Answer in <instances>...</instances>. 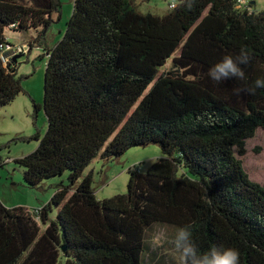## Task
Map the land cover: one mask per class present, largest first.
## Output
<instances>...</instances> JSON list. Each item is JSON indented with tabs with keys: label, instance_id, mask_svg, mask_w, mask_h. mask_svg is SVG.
<instances>
[{
	"label": "trees",
	"instance_id": "obj_1",
	"mask_svg": "<svg viewBox=\"0 0 264 264\" xmlns=\"http://www.w3.org/2000/svg\"><path fill=\"white\" fill-rule=\"evenodd\" d=\"M60 12V0H0V108L25 93L18 61L2 60L6 33L44 37ZM241 49L251 54L243 80L208 76ZM46 57L47 130L15 163L29 187L65 172L69 184L33 212L0 201V264H152L147 231L189 223L202 251L231 247L240 264H264V188L237 157L264 130V88L255 86L264 79V11L178 0L159 16L135 0H74ZM148 146L164 158L146 173L131 168L127 194L98 200L92 176L81 180L94 160Z\"/></svg>",
	"mask_w": 264,
	"mask_h": 264
},
{
	"label": "rangeland",
	"instance_id": "obj_2",
	"mask_svg": "<svg viewBox=\"0 0 264 264\" xmlns=\"http://www.w3.org/2000/svg\"><path fill=\"white\" fill-rule=\"evenodd\" d=\"M60 18L55 16L44 37L35 31L16 33L8 31L6 36L11 44H23V54L18 59V75L22 78L24 94L18 96L11 105L0 108V201L8 208H25L30 212L41 209L52 199L56 187L68 185L69 173L46 179L36 187H29L23 179L24 169L15 163L33 153L39 143L34 137L44 136L47 130V118L42 108L44 101V80L46 71V52L61 41L65 34L73 10L74 0H60ZM137 9L143 14L165 15L171 11V4L178 0H135ZM241 11H264V0H240ZM28 42V43H26ZM32 44V51L28 44ZM27 45V46H25ZM10 63L19 55L8 53ZM170 65V63H169ZM247 154L242 158L243 172L250 182L264 188V130H258L256 136L246 143ZM164 158L159 146L134 148L124 156L104 161L101 158L86 169L81 180L91 175L93 189L98 200H105L128 192L129 170L138 169L146 173L149 168ZM80 180V181H81ZM57 210L52 209L50 218L56 219ZM37 222L43 227L39 219ZM176 228L157 224L146 234L148 252L145 256L152 264H179L178 256L171 243Z\"/></svg>",
	"mask_w": 264,
	"mask_h": 264
},
{
	"label": "clouds",
	"instance_id": "obj_3",
	"mask_svg": "<svg viewBox=\"0 0 264 264\" xmlns=\"http://www.w3.org/2000/svg\"><path fill=\"white\" fill-rule=\"evenodd\" d=\"M251 59L248 50L241 49L236 56L225 55L215 63L208 76L216 82H225L235 78L243 80L245 72L242 65H247ZM257 88H264V79L255 81ZM237 91H240L237 89ZM178 256L179 264H240V252L235 248H223L215 245L202 251L193 238V224L177 227L171 241Z\"/></svg>",
	"mask_w": 264,
	"mask_h": 264
},
{
	"label": "built area",
	"instance_id": "obj_4",
	"mask_svg": "<svg viewBox=\"0 0 264 264\" xmlns=\"http://www.w3.org/2000/svg\"><path fill=\"white\" fill-rule=\"evenodd\" d=\"M240 0H238L239 3ZM176 7V4L173 3L171 4V9H174ZM29 45V44H28ZM23 46L24 45H13V44H7L5 46H2V50H3V56H2V60L4 62L5 65H7L10 62V56L8 55V53L10 51L13 52V54L19 55V54H23ZM27 46V45H25ZM28 48H30L28 46Z\"/></svg>",
	"mask_w": 264,
	"mask_h": 264
},
{
	"label": "crops",
	"instance_id": "obj_5",
	"mask_svg": "<svg viewBox=\"0 0 264 264\" xmlns=\"http://www.w3.org/2000/svg\"><path fill=\"white\" fill-rule=\"evenodd\" d=\"M57 19H59L60 18V14H56V16H55ZM9 39V38H8ZM10 41V40H9ZM26 43H28V42H26ZM17 45H23V44H17ZM32 45V44H31ZM29 47H30V43H29ZM31 51H32V49H30ZM22 55V54H21Z\"/></svg>",
	"mask_w": 264,
	"mask_h": 264
},
{
	"label": "water",
	"instance_id": "obj_6",
	"mask_svg": "<svg viewBox=\"0 0 264 264\" xmlns=\"http://www.w3.org/2000/svg\"><path fill=\"white\" fill-rule=\"evenodd\" d=\"M21 56H22V55H20V56L16 57V58L14 59V62H17V61H18V59H19Z\"/></svg>",
	"mask_w": 264,
	"mask_h": 264
}]
</instances>
